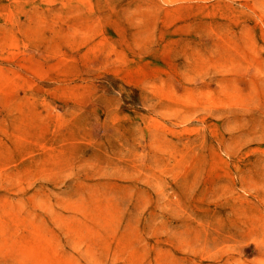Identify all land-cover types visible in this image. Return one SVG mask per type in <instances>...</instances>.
I'll return each mask as SVG.
<instances>
[{"label":"rangeland","instance_id":"rangeland-1","mask_svg":"<svg viewBox=\"0 0 264 264\" xmlns=\"http://www.w3.org/2000/svg\"><path fill=\"white\" fill-rule=\"evenodd\" d=\"M0 264H264V0H0Z\"/></svg>","mask_w":264,"mask_h":264}]
</instances>
